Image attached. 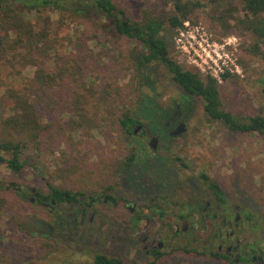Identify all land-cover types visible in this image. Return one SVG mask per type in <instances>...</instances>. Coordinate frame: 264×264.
<instances>
[{
    "label": "rangeland",
    "instance_id": "374dc122",
    "mask_svg": "<svg viewBox=\"0 0 264 264\" xmlns=\"http://www.w3.org/2000/svg\"><path fill=\"white\" fill-rule=\"evenodd\" d=\"M114 1L118 8H124L135 19L139 18L143 6L155 5L159 9L164 7L166 10H174L173 0ZM181 1L198 5L189 19L185 20L187 24H183L185 31L182 36L174 29L169 56L180 62L185 69L199 71L202 76H206L209 74L206 71L211 70L206 68V71H202L193 62V55L199 53L201 56L198 63H210L209 57H216L213 50L216 49L225 59L228 57L226 60L232 69L226 70L227 78L222 77L218 81L222 107L242 120L257 114L264 116V44L260 45L259 54L255 55L250 51L255 38L239 22L243 17L241 1L223 0L215 4L208 0ZM58 15V10L49 7L25 14L33 22L49 17L53 29ZM63 16L65 23L60 28L62 45L59 51L64 55L63 62L70 60L80 65L82 73H76L75 79L67 76L65 82L68 86L65 91L58 93L56 100L44 97V104L53 108L48 109L46 119L59 118L64 125L65 136L71 139L61 143L60 150L56 152L46 151L37 158L35 166L29 165L17 174L0 164V179L14 180L21 187L29 188V191L35 188L43 194L47 193L46 182L49 181L59 188L97 193L99 201L96 207L102 218L98 225L95 220L89 224L84 220L81 224L78 216L73 221L80 204L56 206V210L66 215L61 227L69 224L66 230L69 238L65 244L62 238L61 243H57L49 251L47 246L29 239V236L16 228L17 221H28L32 215L44 219L48 216L46 208L49 207L46 206L41 211L36 206L37 201L31 200L35 195L28 194L24 202H18L14 194L0 190V202L4 199L9 211L0 208V256L3 255L6 259V263L0 260V264H94L96 252L118 256L122 259L121 264L151 263L153 259L150 256H146L144 252H135L137 243L130 244L127 237L130 232H126L121 219H118L120 215H125V211L111 208L102 202V198L105 194H112L116 198L126 196L133 201L147 202L159 192L168 194L172 188L170 179L177 175L185 174L188 180L194 181L195 177L207 174L219 183L222 182L229 190H232L234 180H239L243 190H251L257 199L263 201L261 205L264 211V135L229 131L219 121L210 120L203 112L200 97L192 96L189 98L192 107L183 119L186 130L176 139L166 138L175 141V145L163 148L159 152V158H153L148 144L150 136L146 134L130 135L119 142L116 132L119 128L115 124L118 107L120 101H127L131 97L128 81L133 73V62L138 65L142 62L143 45L139 40L115 35L111 25L107 31L97 30L98 21L102 20L100 16H91V21L86 17H72L68 11H64ZM189 35H201L208 44L195 50L187 48L188 52H185L176 41L178 37L182 41L185 38L191 39ZM52 65L53 62L50 61L48 67ZM14 66L20 69V64ZM140 69L148 75L147 85L153 87L151 91L145 86L143 92L153 97L159 107L173 104L174 99L178 100L179 105L182 104L179 101L180 88L164 67L150 64L145 67L140 65ZM34 71L35 66L27 65L16 76L10 63L1 60L0 96L7 87L16 85L23 77L32 78ZM89 86L91 90L85 91ZM116 88H120L119 95L115 92ZM71 89L87 98L89 118L93 119L97 108L98 116L104 114L107 118L100 124V128L90 126V120H87L76 130L69 114L70 109L66 107L70 99L75 97L69 94ZM158 93L161 95L159 98L156 96ZM149 102L143 105L142 113L154 116L155 120L147 129L150 135L155 136L154 133L162 130L160 125L169 119L164 120L166 117L154 110V105ZM3 103L9 104L6 97ZM127 143L139 151L138 163L147 159L146 163L155 164L153 169L145 166V172H140L141 178H123L117 174L116 162L122 157ZM177 157L188 160L187 170L177 164L173 165V160ZM111 215L118 217L114 220L110 218ZM45 226L51 229L49 225ZM54 230L57 232L58 228ZM111 233L115 234V240ZM167 247L168 245L161 250L168 252ZM197 260L199 258L193 253L176 251L162 256L153 264H201Z\"/></svg>",
    "mask_w": 264,
    "mask_h": 264
},
{
    "label": "trees",
    "instance_id": "16d2710c",
    "mask_svg": "<svg viewBox=\"0 0 264 264\" xmlns=\"http://www.w3.org/2000/svg\"><path fill=\"white\" fill-rule=\"evenodd\" d=\"M220 1L223 0H208L213 4ZM240 1L243 17L239 22L246 31L254 36L255 42L250 47V51L257 55L260 53V45L264 44V0ZM173 5L174 10L171 11L164 7L159 9L155 5L143 6L139 18L135 19L124 8H118L114 0H0V61L9 62L12 72L16 76H19L21 69L27 65L35 66L32 78L23 77L16 85L7 87L3 95L0 96V164L13 174H17L29 165L35 166L37 158L46 151L56 152L60 150L61 143L71 139V137L65 136L64 125L61 124L59 118L46 119L48 109L53 108L46 107L44 104V97L56 100L57 94L65 91L68 86L65 80L69 76L75 79L76 73H82L80 65L74 64L70 60L63 62L64 55L59 51L62 45L60 28L65 23L64 11H68L72 17H86L89 21L92 20L91 16H100L104 21L99 19L97 30L107 31L111 25L115 35L141 41L143 52L140 65L145 67L157 64L172 73L181 91L179 101L182 103L180 105L182 110H190L192 106L189 98L198 96L202 102L203 112L210 120L219 121L232 132H256L264 135V116L257 114L242 120L226 111L222 107L218 82L214 77L202 76L199 71L185 69L180 62L169 56L174 29L183 26V22L189 19V15L198 3L173 0ZM45 7L59 12L54 29L49 17L33 22L25 16L32 10L38 11ZM225 26L228 27L226 23ZM50 61L53 62V65L48 67ZM16 64H20V69L14 66ZM133 64V73L128 81L131 97L127 101H120L115 123L119 128L116 131L119 142L132 135L137 125L146 126L142 130V134L148 132L147 128L155 118L152 114L142 113L145 103L150 101L149 103L154 105V110L158 112L163 110L156 104L153 97H149L150 95L143 92L145 86L150 90H153V87L147 85L148 75L140 71V65L136 62ZM222 77L227 78L228 74H224ZM119 89H115L118 95L120 94ZM90 90V86L85 88V91ZM104 90L107 94L106 87ZM69 94L75 95L72 100L69 98L70 102L66 107L70 109L69 114L76 130L83 126L87 120H90L88 122L90 126L100 128V124L107 119L103 116L104 114L98 116L97 108L93 119L89 118L86 108L87 98L84 95L80 96L73 89ZM5 97L9 101L8 105L3 103ZM160 126L162 130L157 133L166 139L168 130L163 123ZM124 147L122 157L120 159L117 157L118 175L128 171L137 161V148L129 143ZM201 178L219 197H222L223 192L216 179L207 174H202ZM46 188L47 193L43 194L35 188H31L29 191V188L21 187L14 180L0 179V190L14 194L18 198V202H24L28 194L32 196L34 195L32 191L36 192V206L41 211L44 207L39 203L40 198L38 197H42L48 207L53 205V202L55 206L77 203L89 206L93 201L99 199L97 193L59 188L50 181L46 182ZM152 205H157V203L153 201L149 206ZM0 208L7 210L4 199H1ZM46 210L48 216L44 219L32 215L28 221L25 219L17 221L16 228L29 236V239L47 246L51 251L57 243H61L62 238L63 244L67 242L69 237L66 230L69 226L61 227L64 219L55 218L60 215L58 210L55 209L52 213H49L48 208ZM45 225H49L48 227L51 229H47ZM54 228H58L57 232ZM175 250L181 251L182 248L177 246ZM185 250L187 253H198L195 249ZM151 254L153 260L149 264H153L164 255H171L172 249L168 252L153 250ZM0 260H4L6 263L5 256L1 255ZM93 263L121 264L122 259L118 256H108L96 252Z\"/></svg>",
    "mask_w": 264,
    "mask_h": 264
},
{
    "label": "flooded vegetation",
    "instance_id": "af4514ba",
    "mask_svg": "<svg viewBox=\"0 0 264 264\" xmlns=\"http://www.w3.org/2000/svg\"><path fill=\"white\" fill-rule=\"evenodd\" d=\"M167 72L176 83L172 73L169 70ZM156 96L159 98L161 95L158 93ZM162 109L159 113L169 119L163 123L167 130L170 129L168 137L178 138L186 130L183 119L188 110H182L177 99ZM145 128V125H141V129L132 135L140 134ZM145 134L150 136L148 144L153 158H159V152L163 148L175 145V141L163 139L157 132L154 133L155 136L149 132ZM152 138H155V142H151ZM138 155L139 151L135 164L123 172L121 177L138 179L142 176L140 172H145V166L153 169L155 164L146 163L147 159L138 163ZM173 161V165L177 164L187 170V159L175 158ZM171 164L169 167L172 172ZM201 175L195 177L194 181L188 180L185 174L177 175L176 178L170 179L172 188L168 194L159 192L147 202L133 201L126 196L116 198L112 194H105L102 202L113 209L125 211V215H111L110 218L121 219L126 232H130L127 234L130 244L137 243L135 252H144L152 259L151 251L161 250L168 245V250L172 249L174 254L178 245L184 253H187L185 249H195L198 253L193 255L199 258L197 261L201 264H264V211L261 205L263 201L257 199L251 190H243L239 180H234L232 190L218 182L223 192L222 197H219ZM32 192L35 195L31 199L33 201L37 193ZM38 198L39 203L46 207L43 198ZM97 201L99 199L89 206L80 204L74 213L73 221L79 217L81 224L84 220L88 224L95 220L98 225L102 215L97 211ZM153 201L157 205L149 206ZM55 207L53 202L48 208L49 213H52ZM63 216L66 217L61 212L55 218L63 220ZM111 237L113 240L116 238L114 233H111Z\"/></svg>",
    "mask_w": 264,
    "mask_h": 264
},
{
    "label": "built area",
    "instance_id": "2783aa9c",
    "mask_svg": "<svg viewBox=\"0 0 264 264\" xmlns=\"http://www.w3.org/2000/svg\"><path fill=\"white\" fill-rule=\"evenodd\" d=\"M183 24H187V22L184 21ZM177 30L179 32V35L182 36L183 31H185L184 25L182 27L177 28ZM189 37H191V39L185 38L184 41H182L181 37H178V40L176 41L177 45L181 47V49L184 50L185 52H188L187 48H191V50H195V48L199 49V48H202L204 44H208L205 41V39H203V36L201 35H199L198 37H192L191 35H189ZM213 50H214L216 57L214 59L209 57L210 63H208L207 61L203 62L202 64L198 63L197 60L201 59V56L199 55V53H196L195 55H193V62L202 71H206L207 69L211 70V71H206L209 73L207 75L214 77L218 82L222 78V75L227 73L226 70L228 69L232 70V69L229 67L228 60H226L228 59V57L226 56V59H225L223 56H221L219 53L216 52V49H213ZM203 53L205 52L203 51Z\"/></svg>",
    "mask_w": 264,
    "mask_h": 264
},
{
    "label": "water",
    "instance_id": "95a60500",
    "mask_svg": "<svg viewBox=\"0 0 264 264\" xmlns=\"http://www.w3.org/2000/svg\"><path fill=\"white\" fill-rule=\"evenodd\" d=\"M141 129V125H138L134 128L133 132L136 133L138 130ZM151 142H155V138H152ZM154 146V145H153Z\"/></svg>",
    "mask_w": 264,
    "mask_h": 264
}]
</instances>
